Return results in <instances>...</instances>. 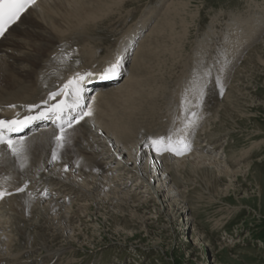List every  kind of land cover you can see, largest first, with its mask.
I'll return each mask as SVG.
<instances>
[{
  "label": "rangeland",
  "instance_id": "rangeland-1",
  "mask_svg": "<svg viewBox=\"0 0 264 264\" xmlns=\"http://www.w3.org/2000/svg\"><path fill=\"white\" fill-rule=\"evenodd\" d=\"M179 1L188 3L186 9L190 13L183 16L172 30L167 27L163 32H160V34H166L164 40L166 44L160 37L158 50L155 49L153 41L155 37H151V31L152 28L153 30L157 29L158 25L162 30L163 17L173 0H124L123 4H127L125 8L123 7L120 11H112V19L108 20L109 18H107L108 21H106L104 18L97 29L95 28V32L101 30L97 35L94 36L84 30L82 32L85 34H80L79 28L76 32L69 33L65 37H68L69 45H73L75 49L86 45L85 41L89 39L88 36L94 37V39L99 38L96 41L99 44L93 48L91 53L92 58H88V63L93 65L99 57L113 51L118 45L121 46L128 35L135 32L137 26L141 28L142 32L143 27L147 25L148 27L143 33V42L141 41L139 45L147 44L144 49L153 51L156 60L151 62V65L154 68H160L158 71L160 79L165 80L162 87H166L165 94L159 98L161 111L157 112L155 116L157 124L154 128L163 126L172 111L185 113L187 99L185 100L184 95L186 98L191 97L189 101H193L197 97L191 108H188L187 114H183V118L192 119L190 113L192 111L197 113L195 124L188 128L187 130H190L188 132L186 130V133L189 135V140L192 138V146L203 149V153L201 151L198 153L199 149L198 151L192 149L193 151L184 155V158L190 157L194 153V155L213 158L215 152V155H220L218 160L228 170H235L243 175L247 172L243 171L244 167L248 166L253 169L251 174L257 176V173H260L264 187V34L247 47L241 46L240 49H237L238 53L233 51L235 44L231 38L232 25L236 19L263 12V2L262 0H253V2L252 0ZM257 4L262 5V7L256 8L255 5ZM142 19L147 20V22H140ZM32 21L31 16L27 19L23 18L17 26L25 30ZM95 22L98 23V21ZM38 25L36 23V26L33 25V27L37 28ZM17 26L5 38L18 39L17 37H21V40H24L28 45H42L45 51L40 53L45 55L43 58L47 60L51 56L50 54L56 51L55 45L66 44L68 41L60 42V40L56 43L55 40L53 42L32 38V36H22L19 32L20 28ZM40 27L42 29L40 25L37 29ZM129 31L130 33H128ZM170 38L171 40H169ZM3 42V40L0 41V48ZM256 46H258L259 52L256 54L255 61L248 62L247 60L245 62L248 52ZM58 47L65 48L64 45ZM84 49L86 48L84 47ZM61 50L60 52H65V49ZM97 50L104 52L96 59L95 52ZM78 51L80 53V50ZM14 54H18V52ZM157 56L159 59L156 58ZM3 60L12 66L20 64L19 62L15 63L12 58H4ZM99 61L103 60L98 59L97 63ZM42 65H44L43 62L39 63L38 67L35 65L34 68H41ZM24 66H27L26 62H22L19 68ZM128 67L130 68V66ZM205 73L209 74L205 76ZM2 74L5 75V73ZM4 77L0 75V83L3 79L7 80ZM217 78L219 83H217ZM200 85L204 86V95L202 103L197 107L199 97L193 88ZM5 86L6 84L2 83V87ZM221 88L223 89L222 92ZM230 91L232 92L229 100L231 108L227 107L226 111L218 112ZM215 95L217 96L215 97ZM232 108L233 110L236 108L235 112L230 110ZM230 113H236L234 120L229 118ZM216 114L218 115L215 118ZM175 118L176 115L172 117L171 121L177 123L176 126L178 127H181L180 124H182L180 130L185 132V123H180V120L176 121ZM204 127H207V131H204ZM100 138L107 142L105 138ZM215 139L216 141H212ZM36 142L50 141L39 140ZM105 149H108L111 156L117 155V152H112L110 148ZM0 158L2 157L0 156ZM175 158L170 159L174 162L177 159ZM146 160L149 161L150 159L145 157L138 163V167L143 171L146 168L149 169L148 165L146 166ZM190 160L194 164L199 162L196 159ZM209 160L212 161V159ZM98 161L95 164H99ZM118 161V158L115 157L116 164L122 165ZM103 162L106 163L105 160ZM42 163L43 161L40 162V166ZM126 163L129 164L127 166L129 169L134 167L131 159ZM55 164L56 160H52V166ZM51 167L49 166V169ZM75 170L77 171L78 168ZM109 170L112 171V168L109 167ZM125 170L128 169L125 168ZM183 170V168H179L177 172L170 171L173 178L176 176L177 184L170 183L171 180L163 183L162 180L157 179L158 175L151 179L150 176L153 172L144 179V185L150 183L151 186L155 185L162 189V200H158L159 197L153 198L151 188L144 186L143 180L135 178L136 175L120 174L121 176H118L116 174L115 176L109 171L104 176L114 177L118 182H99L107 184L105 187L108 189L99 195L94 194L99 198L97 204L87 200V197H67L66 201L63 200L58 215L64 218L70 214L72 219L70 216L69 219L67 218V226L59 224L54 227V229L59 230L58 232L53 231L58 237L56 241L48 244L49 249L46 252L35 249V247L32 251L29 250L30 253L21 250L16 257L18 262L29 260L30 264H264V190L260 195L255 183H253L254 181L250 178H241L242 181L239 183H235L232 179H225L218 184V194L211 196L209 192L203 189L204 186L200 184V179ZM69 171L68 169L64 172V179L70 178L66 176ZM2 172L0 171V177ZM3 174V177L8 176L7 171H4ZM104 176L94 174V177L97 178ZM141 176L144 177V172ZM73 181L76 187L90 192L91 188L86 187L85 189L84 181L81 178H74ZM66 182L69 183L70 180ZM232 183L235 184V188L231 187ZM135 186L141 188L139 191H143L141 193L143 195L140 194L141 196L138 195L131 201L129 197L132 192H135V189L132 188ZM45 190L48 192L47 187ZM192 190H196L199 196L196 193H191ZM174 191H180L185 194V198H188L185 207L188 212L185 217H181V213L178 212L179 209L174 204L177 200H181V197H173ZM36 200L44 205L40 210H43L47 203H50L45 196L42 199H33V201ZM136 204L142 205L144 210L136 208ZM0 208V212L6 211L4 203L0 205ZM44 214L46 215V213ZM59 216H49L48 219L57 222ZM13 217L10 218L8 215L2 214V216L0 215V223L3 221L16 223L11 220ZM22 223H25L23 226L27 225L26 221L20 220L21 225ZM24 229L30 235L44 234L43 228L27 229L26 227ZM4 233L3 235L0 234V242L4 246L1 252L7 260L5 263L17 264L16 261L12 262L17 251H14L12 247L11 249L5 248L8 234ZM13 235L14 232L10 236V243L26 242L25 239H22V235H14L15 237ZM49 235L51 234L49 233ZM48 238L49 236L45 239L49 241ZM12 239L14 240L12 241ZM38 242L41 246L42 241ZM58 250L64 253L61 255L53 254ZM23 254L28 256L21 259ZM48 254H52L54 257ZM37 258L41 261L34 263Z\"/></svg>",
  "mask_w": 264,
  "mask_h": 264
},
{
  "label": "bare ground",
  "instance_id": "bare-ground-1",
  "mask_svg": "<svg viewBox=\"0 0 264 264\" xmlns=\"http://www.w3.org/2000/svg\"><path fill=\"white\" fill-rule=\"evenodd\" d=\"M123 2L124 0H35V4L30 6L17 21L11 27H9L7 31H5L4 35L0 37V40L5 36V34L9 32V30L16 26V23L19 22L23 17L27 19L30 16L32 17L33 21L26 26L27 29L22 30L20 26H17L20 28L19 32L22 36H32V38L50 40L53 42L55 40L56 43H58L60 40V42L65 40L67 41L68 37L65 36H67L69 33L71 34L76 32L79 28L80 31L78 32L80 34L84 35L85 33L82 32V30H84L95 36L101 31L97 30L95 32L97 26L100 25L99 23H101L104 18V20L107 18L110 20L112 19V11H120L123 7L125 8L127 4H123ZM262 2L264 5V0H262ZM187 7L188 3L180 2L179 0H173V2L168 6V10L162 20V30L158 25L157 29L153 30L152 28L151 31V37H155L153 40L155 49L158 50L161 38L164 41L166 37V34H160V32H163V30L167 29V27H170L172 30L177 22L179 20L181 21L183 16L189 15L190 12L186 9ZM255 7L261 8L262 5L257 4ZM95 21H98V23ZM141 21L147 22V20L144 19L140 20V22ZM36 23L42 26V29L41 27L37 29L39 25L37 28L33 27V25L36 26ZM147 27V25L144 26L143 31ZM140 29L141 28L137 26L135 28V32L130 36H135V34L138 33L142 39L143 31L141 32ZM232 29L233 31L231 38L232 42L235 44L233 46V51L238 53L237 49H240L241 46L243 48L247 47L250 43L257 41L259 37L264 34V11L259 14H252L248 15L247 17L245 16L244 18L241 17L236 19L232 25ZM128 33H130V31ZM17 38L18 39H10L7 37V39H3L4 42L1 46L2 49L0 48V75L5 76L4 78L7 79L2 80V83L6 84L5 87H2V83H0V119L10 120L15 118L17 114H19L20 118H23L25 115L30 114L28 112V106L31 105L40 106L31 113L32 115H35L38 111L54 105L59 101V99L62 98V96H57L55 99H49L50 94L59 91L63 88L67 81L73 79L75 74L73 71L75 69L78 70L76 73L81 75L91 72L93 78L96 76L94 74H98L99 72L100 77L105 70L104 67L109 66L111 63H108L106 60L115 50L121 59L119 68H124L119 80L124 75L126 78L118 86L107 91L99 92L97 95L94 93L91 97L86 98V100H93L94 98V100L88 104L85 110L88 111L90 108L92 114L90 116H84L81 121L74 122L72 127H67L65 129L67 139L62 148L56 149L57 144L55 137L59 134V132L48 130V128L38 129L36 133H29V137L23 138L25 147L24 151L19 157L13 156L7 145L0 146V156L2 157L0 158V171H7L8 174V176L3 177L4 174L2 172L0 177V191L5 193V195L0 198V201L4 200L5 198L7 199L5 200L6 202H4V209H6V211L0 212V215H8L10 218L14 216L11 220L16 222L13 224L10 223V221L1 222L0 234L3 235L5 234L4 232L8 234V239L6 241L7 245L5 248L8 247L11 249L12 247L14 248V251H17L15 252L12 262H18V258L16 257L20 254L21 250L29 252V250L32 251L35 247V249L46 252L49 249L48 244L56 241L58 237L53 231L58 232L59 230L54 229V227L59 224H65L67 226V218L69 219L70 216L69 214L63 218V216L58 215V212L61 211L63 200L67 199V197H87V200L97 204L99 198L94 194L99 195L108 189L105 187L107 184L102 183H114V181L118 182L114 177L112 178L111 176H104L107 175L109 171H111L109 170V167L112 168L113 172L111 171V173H113L115 176L116 174H118V176H121L120 174H131L133 176L136 175L137 177L135 176V178L143 180V185L145 182L144 179L149 176L151 172H153V174L150 176L151 179H154L153 176L155 177L158 175L157 179L162 180L163 183L167 180H171L170 183L177 184L178 181L175 179L176 176L174 175L175 178H173V174L171 175L170 171L177 172L179 171V168H183L189 173H192L194 177L200 179V184L204 186L203 189L209 192L211 196L218 194V184L225 179H232L235 181V183H239L242 181L241 178H250V180L254 181L253 183H255V187L257 188L258 193L261 195L264 187L261 182L262 175H260V173H257V176L256 174H251L253 169L249 168L248 166L244 167L245 169H243V171L245 170L247 172L243 175L239 172H236L235 170H228L227 167H224L225 165H223V163L218 160L220 155H215V152L213 158L210 156L207 157L194 155V153L190 157L186 156V158H184L185 156L179 159L176 157L177 159L175 158L176 160H174V162H172L173 160L170 159L171 156L180 155H175L171 152H165L168 153L167 158V156H161V153H157L155 148L151 145L149 138L167 136L174 132L178 126H176L177 123H174V121H171V119L176 115L174 120L178 121L180 120V115L183 113L180 111H172V114L163 126L154 128L157 124L155 116L157 115V112L161 111V100H159V98L163 97L165 94L164 91L166 87H162V85L165 84V82H163L165 80L160 79V73L158 72L160 71V68H154L151 65L156 59L154 58L155 55L152 53V50L144 49L147 44L143 45V43L141 46L139 45L140 47L136 50V55L132 60L129 71H127L126 65L123 64V56L125 53H127V51L125 48L121 47L116 48L115 50L110 51L108 54L101 57L99 56L104 51L97 50V52H95V58L97 59L98 56V59L103 61H99V63H97V59V62L93 65L88 63V58L91 57V53L94 50L93 48L99 44L96 43L99 38L94 39V37L88 36L89 39L86 40L83 36V40H86V45L79 47L77 49V53L75 49L67 51L65 54V59H57L58 64H55L53 59L50 61V63H47L46 59H44L45 55L40 53L41 51H45V48L42 47V45H28L24 40H21V37ZM169 40H171V38ZM21 41L25 42L26 44H22ZM131 41L132 39L128 40L127 48L132 46ZM179 41L181 40L179 39ZM164 42V44H166V41ZM65 45L69 46V42L67 41L64 46ZM172 46L171 48H173ZM84 47L86 49H84ZM257 47L258 46L254 48L252 47L245 57V62L247 60L248 62L255 61L256 54L259 52ZM26 49H28L29 52L28 50L25 51ZM133 49L134 48L131 50ZM78 50H80V52L83 54L79 55ZM15 52H18V54H14ZM3 57L12 58L15 63L19 62V65H22V62H26L27 66L20 68L19 65L12 66L6 63L3 60ZM159 57L161 59V56ZM156 58H158V56ZM41 62H43L44 65H42L41 68H38L39 71H37L38 69H35L34 67L35 65L38 67L39 63ZM95 66L99 68H95ZM2 73H5V75ZM95 78L98 79V77ZM84 80L89 81L90 76H85ZM231 93V91L228 93L226 99L224 102H222L220 107L221 109L218 112L226 111L227 107L231 108L229 106ZM45 101H47V104L44 103ZM235 105L237 106V104ZM235 109L233 110L232 108L230 110L235 112ZM218 114L215 115V118ZM235 114L236 113H230L229 118L234 120L236 118ZM210 119L212 120V118ZM223 121L227 122L225 119ZM172 124L174 126H172ZM182 126L183 125L181 124V127ZM206 129L207 127H204V131ZM189 130H187V132ZM41 131L44 132L39 134ZM100 137L105 138L107 142L102 141ZM39 140L50 142H36ZM212 141H216V139ZM51 142L54 144V146ZM105 148H110L112 152H117V155L111 156L108 152V149ZM53 150H57L58 156L57 159H55L56 164L52 166ZM200 151L202 152L203 149H199L198 153H201ZM123 156L125 157L124 159L122 158ZM115 157L118 158V163H121L122 165L116 164ZM145 157L150 159L149 161L146 160V166L148 165L149 169L146 168V170L143 171L138 167V163L141 159H145ZM206 158L212 159L213 162ZM130 159L133 163L132 166H134L130 167L131 169L127 167L129 164L127 165L126 163L129 162ZM190 159H196L199 162L194 164V162H190ZM97 160H99V164H95ZM103 160H105L108 165L103 162ZM42 161V166H40V162ZM171 162L173 163L172 165L170 164ZM49 166L52 167L49 169ZM75 168H78V170L76 171ZM125 168L128 170H125ZM68 169L70 171L68 172V175L66 174V176H69L70 178L66 177L64 179V172H66ZM143 172L144 177L141 176ZM111 173L110 175H112ZM94 174H99L104 177L97 178L94 177ZM74 178H81V180L84 181V188H91L90 192L76 187L75 182L73 181ZM67 180H70V182L67 183ZM144 186L151 188V196L153 198L159 197L158 200H162V189L156 187L155 185L151 186L150 183H147V185ZM44 187L48 188V192H46ZM55 187L58 188L55 190ZM231 187L235 188V184L232 183ZM20 188H23L24 190L17 191V189ZM132 188L135 189V192H132V195L129 197V199L131 198V201H133L132 198L143 193V191H139V189H141L139 187L135 186ZM172 188H174V186H172ZM181 193L182 192L180 191H174L175 195L173 197H181V200H177V202L174 204H176L175 206H177V209H179L178 212L181 213V217H185L188 212L185 208L188 198H185V194L182 193V195ZM191 193H196L197 196H199V193L196 190H192ZM58 195L60 196L58 197ZM43 196H45L50 203H47L46 207H44L43 210H40L44 206L43 203L39 202V200L33 201V199H42ZM135 207L144 210V207L140 204H136ZM44 213H46V215ZM49 216H59V218L57 219V222H55L53 219L49 220ZM70 218L72 219L71 216ZM20 220H23L24 222L26 221L27 225L23 226L25 223H22L21 225ZM184 220L186 221L187 219ZM26 227L27 229L43 228L42 232H44V234L30 235L28 231H25L24 228ZM12 232H14V235L16 236H18V234L22 235V239H25L26 242L22 243L21 241H18L17 244L10 243V236ZM49 233L51 235H49ZM197 234H199V232H197ZM47 236H49V241L45 239ZM13 240L14 239H12V241ZM38 241H42L41 246H39L40 243ZM0 243V264H4L7 262V260L1 252L4 246L2 242ZM62 253L64 252L58 250L53 254L61 255ZM48 255L54 257L52 254ZM27 256V254H23L20 258L24 259ZM40 261L41 260L37 258L34 263H38ZM17 264L30 263L29 260H26L23 262H18Z\"/></svg>",
  "mask_w": 264,
  "mask_h": 264
},
{
  "label": "snow or ice",
  "instance_id": "snow-or-ice-1",
  "mask_svg": "<svg viewBox=\"0 0 264 264\" xmlns=\"http://www.w3.org/2000/svg\"><path fill=\"white\" fill-rule=\"evenodd\" d=\"M35 4V0H0V36H3L8 27L14 24L30 6ZM120 65V57L117 56L114 62H111L104 72L101 74L103 79L114 78L118 74V69ZM209 73H205V76ZM92 73L88 72L83 75L77 73L73 79H70L67 83L64 84L63 88L57 92L51 93L49 99H55L57 96L73 95L75 97V104L69 105L66 103V100H60L58 103L51 105L41 111H38L36 115L31 113L38 109L39 105L28 106L29 115H25L23 118L19 117V114L13 119L5 120L0 119V144H6L9 151L13 156L19 157L24 151V139L18 138L13 139L12 133H17L23 131L25 127L32 124L36 120L51 119L55 117L56 120L61 121L56 126L59 129V134L55 137L57 149L62 148L67 139L65 132V125L67 127H72L74 122H79L83 119L84 116H90L91 109L88 111H81L77 113L75 117L71 115L67 119H64V113L67 108L80 107L81 97V81L84 80L85 76H91ZM195 83V82H194ZM217 83L219 79L217 78ZM193 91L199 97L197 107L202 103V98L204 95V86L200 85L194 87ZM223 89L221 88V92ZM47 104V101L44 102ZM15 107V106H12ZM192 119L185 118V130L192 127L195 124V118L197 113L192 111L190 113ZM183 130L180 135L173 136L169 134L167 136L159 137H150L149 140L151 145L155 148L157 153L171 152L175 155H183L185 151L190 150V145L187 142L186 138L183 136ZM58 153L57 150H53L52 159H57ZM23 188L17 189V191H23ZM5 195L3 191H0V198Z\"/></svg>",
  "mask_w": 264,
  "mask_h": 264
}]
</instances>
